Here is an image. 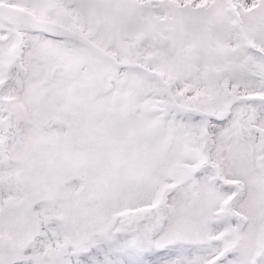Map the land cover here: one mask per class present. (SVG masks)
I'll return each mask as SVG.
<instances>
[{
	"label": "snow or ice",
	"instance_id": "6c2138e0",
	"mask_svg": "<svg viewBox=\"0 0 264 264\" xmlns=\"http://www.w3.org/2000/svg\"><path fill=\"white\" fill-rule=\"evenodd\" d=\"M0 264H264V0H0Z\"/></svg>",
	"mask_w": 264,
	"mask_h": 264
}]
</instances>
